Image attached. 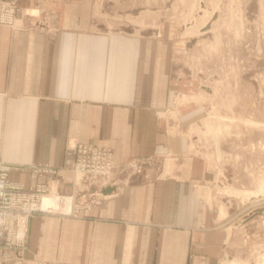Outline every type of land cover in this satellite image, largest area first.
Masks as SVG:
<instances>
[{
    "label": "crops",
    "instance_id": "obj_1",
    "mask_svg": "<svg viewBox=\"0 0 264 264\" xmlns=\"http://www.w3.org/2000/svg\"><path fill=\"white\" fill-rule=\"evenodd\" d=\"M104 1L18 0L28 28L0 25V159L61 164L76 140L112 147L117 164L147 159L74 190L98 201L87 216L31 217L23 259L7 264H217L237 196L216 188L196 150L187 126L198 120L179 118L173 131L159 116L175 87L160 42L101 29ZM21 178L28 188L43 180Z\"/></svg>",
    "mask_w": 264,
    "mask_h": 264
},
{
    "label": "rangeland",
    "instance_id": "obj_2",
    "mask_svg": "<svg viewBox=\"0 0 264 264\" xmlns=\"http://www.w3.org/2000/svg\"><path fill=\"white\" fill-rule=\"evenodd\" d=\"M16 2L22 29L0 24L12 31L29 26L25 18L30 13ZM98 5L101 29H124L160 42L175 87L158 113L173 131L179 130V118L198 120L187 126L196 150L207 160L216 188L224 196H237L220 224L228 245L217 264H264V0H105ZM18 173L16 179L23 180L26 172ZM61 184L71 191H61ZM73 188L71 178L58 183L62 194L74 193ZM76 197L87 209L72 218L87 216L96 203Z\"/></svg>",
    "mask_w": 264,
    "mask_h": 264
},
{
    "label": "built area",
    "instance_id": "obj_3",
    "mask_svg": "<svg viewBox=\"0 0 264 264\" xmlns=\"http://www.w3.org/2000/svg\"><path fill=\"white\" fill-rule=\"evenodd\" d=\"M17 10L16 0H0V24L22 29ZM145 159L147 157L128 158L116 164L112 148L77 141L66 145L60 165L45 162L14 165L0 160V264L23 258L31 217L37 214L79 217L87 209L75 193H60L58 183L61 180L71 178L75 189L81 185L96 187L111 182L114 172L126 165L139 172ZM13 171L41 176L44 181H37L34 188L29 189L23 180L11 176ZM51 198L52 205H42ZM97 202L91 199V204Z\"/></svg>",
    "mask_w": 264,
    "mask_h": 264
},
{
    "label": "bare ground",
    "instance_id": "obj_4",
    "mask_svg": "<svg viewBox=\"0 0 264 264\" xmlns=\"http://www.w3.org/2000/svg\"><path fill=\"white\" fill-rule=\"evenodd\" d=\"M204 103V102H203ZM160 116V115H159ZM253 121V120H252ZM256 122V121H255ZM217 139V138H216ZM216 139H214L215 140V142L214 143H216L217 141H216ZM218 145V144H217ZM219 156V155H218ZM263 188V187H262ZM264 189V188H263ZM243 190V189H242ZM246 192V191H245ZM251 192V191H250ZM255 192H256V190H255ZM206 193V192H205ZM261 193V192H260ZM248 195H250V193L248 192L247 193ZM252 194H255V193H252ZM251 194V196L250 197H253V195ZM257 194H259V193H257ZM262 195H264V194H262ZM256 195H254V197H255ZM249 197V196H248ZM247 198V197H246ZM258 199V198H257ZM54 202H53V198H51V199H47V200H45L44 202H43V206H47V205H52ZM228 262V261H227ZM224 263V262H223ZM224 264H230V263H224Z\"/></svg>",
    "mask_w": 264,
    "mask_h": 264
}]
</instances>
